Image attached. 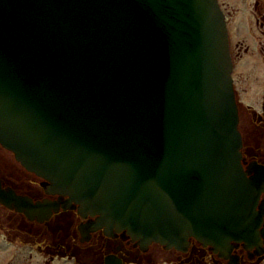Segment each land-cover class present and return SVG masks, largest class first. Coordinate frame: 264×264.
Instances as JSON below:
<instances>
[{
    "label": "water",
    "instance_id": "obj_1",
    "mask_svg": "<svg viewBox=\"0 0 264 264\" xmlns=\"http://www.w3.org/2000/svg\"><path fill=\"white\" fill-rule=\"evenodd\" d=\"M231 70L217 0H0V142L96 228L248 242Z\"/></svg>",
    "mask_w": 264,
    "mask_h": 264
},
{
    "label": "flooded vegetation",
    "instance_id": "obj_2",
    "mask_svg": "<svg viewBox=\"0 0 264 264\" xmlns=\"http://www.w3.org/2000/svg\"><path fill=\"white\" fill-rule=\"evenodd\" d=\"M248 1L240 28L250 35L251 46L231 38L233 15L223 4L221 8L233 63L241 164L252 180L255 212L261 219L257 238L231 241L223 249L190 238L176 249L96 228V216H83L68 196L54 191L48 178L28 169L0 142L2 264H264V0ZM247 61L246 71L238 68Z\"/></svg>",
    "mask_w": 264,
    "mask_h": 264
},
{
    "label": "rangeland",
    "instance_id": "obj_3",
    "mask_svg": "<svg viewBox=\"0 0 264 264\" xmlns=\"http://www.w3.org/2000/svg\"><path fill=\"white\" fill-rule=\"evenodd\" d=\"M220 3V6L225 7V10H227L231 15H233V21L235 22L234 26L231 27V38L232 39H238L244 44V45H252L253 40L250 38V35H243V32L241 30V25L245 26L242 22L245 21L247 19V8H248V4L249 1H243V0H218ZM247 2V4H246ZM240 34H242L241 36H239ZM235 39V40H236ZM248 64L249 61L245 62L243 65H239L238 68L243 69V71H246L248 68ZM242 70H240L241 72ZM240 72H236V76H239ZM242 73V72H241ZM3 263V260H0V264Z\"/></svg>",
    "mask_w": 264,
    "mask_h": 264
}]
</instances>
